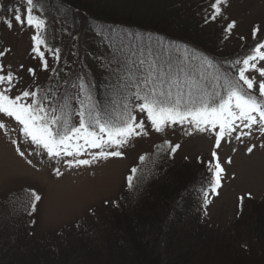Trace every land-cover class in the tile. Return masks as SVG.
Masks as SVG:
<instances>
[{
	"label": "trees",
	"instance_id": "1",
	"mask_svg": "<svg viewBox=\"0 0 264 264\" xmlns=\"http://www.w3.org/2000/svg\"><path fill=\"white\" fill-rule=\"evenodd\" d=\"M14 2L16 0L11 1L7 7L11 8ZM46 2L52 9H59L64 13L71 23V30L67 33L68 42L60 52L61 59L58 63L55 61L59 75L53 78L52 72L44 89H40L38 93V98L44 100L43 107L49 110L52 118H57L61 127L66 125L71 128L76 124H66V117L52 113L53 101L62 104V113L68 118L75 116L74 109L81 108V100L84 101L86 117L87 110L92 109L93 104H99L100 108L95 109V112L99 113L101 123L113 131L122 126L123 119L132 107L129 99L127 107L121 102V98L131 96L130 90L113 87L116 81L110 80L109 72L107 78L98 74L99 70L101 72L106 69L103 66L106 63L96 59L100 56L98 48H105L107 51L111 48L115 50L114 53L121 49V59L127 60L129 64L132 60L137 64L141 59L145 61V74L150 66L157 74L167 71L166 79L169 84L175 78L185 94L190 88L194 92L200 88V94L205 96L213 94L217 85L223 84V69L218 62L226 57L232 59L243 56L250 48L245 47L234 55L228 50L227 40L223 45L220 44V33L215 29V24H203L202 11L207 7L205 0H126L117 6L114 4L115 0ZM52 37L49 36L47 27V43L51 42L49 45L56 47ZM87 42L92 59L87 58L84 51ZM36 56L40 59L38 54ZM185 57L196 66V70L189 71L187 75L179 72L177 66V60ZM44 58L53 59L47 51ZM205 58H215L216 67H208ZM40 62L42 63L41 59ZM67 68L70 69L68 72L65 71ZM85 72L86 83L91 81L94 85L89 74H97L99 79H106L108 85H104L102 93L99 91V84L90 87L93 97L91 101L86 98L87 94L78 93V89L73 87V84L80 82L77 75L83 76ZM99 79L98 82L101 81ZM172 87L175 94L177 86ZM218 90L223 94L222 88ZM73 103L77 107L72 106ZM85 123L84 132L88 136L95 132L97 135L91 137L97 138L103 134L108 137L107 129L101 134L94 122L86 119ZM168 150L159 149L143 157L142 163L134 168L135 172H130L131 185L127 180L129 199L118 203V211L111 217L110 226L116 243L107 239L108 244L112 243L113 247L109 249V257H97L95 249L88 254V260L92 261V258L97 257L95 263L100 260L99 264H264V197L256 199L251 195L250 199L246 198L243 201V211L240 212L238 206L233 222L226 229L210 225L206 220L207 205L201 195V185L208 191L212 190L207 184L212 172L208 171L207 164L203 165L198 161L194 164L180 162L177 166ZM164 152L167 165L160 166ZM146 174H149L148 183L143 185L144 190L137 192L135 184L144 179ZM138 176L141 179H136ZM247 196L248 194L245 195ZM21 207L16 204L13 207L7 206V210L12 208V220L9 223L18 224ZM171 218L177 220L178 225L183 221L187 225L183 227L179 243H176L179 244L178 249L172 248L175 240L167 230L168 227L175 226L172 225ZM100 223L97 222L96 225ZM6 224L0 225V231L5 232ZM82 224L80 221L77 225L80 227ZM33 225L34 220L31 218L30 223L23 224L20 228ZM91 225L88 226L89 235L93 231L90 229ZM2 239L4 237H0V248ZM10 240L12 242L16 238ZM8 247L10 249L3 254L1 264H37L39 260L40 264L49 263L48 257L35 260V255L40 257L43 253L41 249H34L35 252L31 254L33 260L22 263L18 258L24 259L30 255L19 253L20 247L14 243ZM74 259L82 261L83 257Z\"/></svg>",
	"mask_w": 264,
	"mask_h": 264
},
{
	"label": "rangeland",
	"instance_id": "2",
	"mask_svg": "<svg viewBox=\"0 0 264 264\" xmlns=\"http://www.w3.org/2000/svg\"><path fill=\"white\" fill-rule=\"evenodd\" d=\"M11 1L13 0H0V3L7 7ZM125 1L115 0L114 4L117 6ZM35 14L47 21L48 34L50 37L53 36L52 42L62 50L68 42L67 33L71 30L68 17L59 9H52L46 0H40ZM232 20L236 21L237 28L227 39V44L228 50L235 55L254 44L252 39L254 28L261 29L257 39L264 35V0H228L225 19L219 24L214 23L216 26L214 27L220 33L221 27ZM35 34V30L27 26L15 25L9 30L0 23V51L6 53L2 63L6 71L10 65L12 71L20 78L21 83L18 88L44 89L43 86L52 74L51 69L56 64L53 59H48L49 70L45 71L41 67L40 59L33 51L32 37ZM85 46L86 57L92 59L89 42ZM98 51L102 63H106L107 57L111 58L115 52L111 48H108V51L105 48H98ZM20 65H23V69H20ZM29 68L35 69V76L28 72ZM68 70L70 69H65L67 72ZM98 74L104 78L109 77L106 69L101 72L99 70ZM89 76L92 77L94 85H100L101 93L104 85L108 86L106 79L105 81L99 79L97 74H89ZM98 79L101 81L98 82ZM15 93L16 89H13V94ZM121 102L123 106L130 103L126 96L121 98ZM51 106L52 113H59L62 118L66 117L64 120L66 124L79 126L80 107L77 108L75 116L68 118L62 113L61 103L53 101ZM72 106L77 107L75 103ZM44 108L45 112L38 113V116L51 120V113L46 107ZM137 118L140 119L141 116ZM0 123L7 126V131L0 130V204L6 206H0V225L7 223L4 227L6 233L0 231V237H4L1 241L0 264L3 262V254L10 249L8 245L11 243L20 247L19 253L30 255L24 257L25 261L23 258H18L22 263L33 260L34 257L35 260L48 257L47 264H99L100 260L95 263L97 257L101 259L109 257V249H113L111 244L116 243L110 226L111 217L115 211H118V203L127 202L129 199L127 194L129 174L142 163L143 157L159 149L167 151L168 145L165 141L171 142L173 146L180 145V148L171 155L172 159L176 160L177 166L180 162L194 164L198 161L203 165L208 164L213 160L212 153L217 152L225 171L222 173L220 186L216 187L215 191H208L206 204L208 224L222 230L226 229L236 216L241 196L250 193L256 199L264 197V147H261L264 144V136L259 133H255L251 138H244L243 142L233 139L230 143H226L222 139L221 147L216 149L214 145L218 138V124L214 130L211 125L206 126L202 123L198 126L195 122L188 124L185 121L183 126L169 124L163 133L150 130L147 136L133 137L120 148L109 146L108 137L103 134L105 142L103 148H93L86 141L96 138L88 136L84 132L85 129H81L79 134H75L66 142V148L64 145L60 147L62 158H50L45 149L31 144V138L24 136L22 125H18L3 114H0ZM205 127V131L199 130ZM232 135L235 136V133ZM13 141L17 143L14 144ZM17 144L22 151L27 149L25 157L19 156L16 151ZM252 144L256 147L251 154H248L247 147ZM102 150L120 151L122 155L93 159V156L98 157ZM65 151L81 154L68 156L64 154ZM229 158L232 160L231 164L227 163ZM74 159H89L91 165L69 167L68 162ZM28 160L32 163L28 164ZM164 165H167L166 153L165 156L163 154L160 166ZM57 168L60 170V175L56 174ZM148 176L149 174L144 179L139 176L136 178L141 179L135 184L137 192L144 190L143 185L148 183ZM33 190L41 197L39 201L33 200L35 211H32L29 205V196ZM15 204L22 206L21 216L17 221L18 224H11L9 221L12 220L10 218L12 208L7 210V206L13 207ZM31 218L34 220L33 226L20 228L23 224L30 223ZM171 220L172 225L175 226L168 227L167 230L175 240V244L173 243L175 246L172 248L178 249L179 244L176 243H179L183 227L187 225L186 221L178 225L177 220L173 218ZM80 221L83 224L78 227ZM97 222L101 223L96 225ZM90 224H92L90 227L93 230L92 235L88 233ZM13 238L16 240L11 242L10 239ZM107 239L112 242L110 245ZM34 249H41L43 253L40 257L31 255L35 252ZM95 249L97 257L92 258V261L88 260V254ZM75 257H83V262L74 259ZM37 264H40V260Z\"/></svg>",
	"mask_w": 264,
	"mask_h": 264
},
{
	"label": "snow or ice",
	"instance_id": "3",
	"mask_svg": "<svg viewBox=\"0 0 264 264\" xmlns=\"http://www.w3.org/2000/svg\"><path fill=\"white\" fill-rule=\"evenodd\" d=\"M39 3L40 0H18V2L13 3L11 8L0 3V23H3L9 30H12L15 25L27 26L35 30L36 34L32 37L33 51L40 57L41 67L48 71V63L44 58L45 51L58 63L61 59V50L47 43V21L35 14ZM205 3L207 7L202 11L204 25L219 24L225 19V8L228 6V0H211L210 3L205 0ZM236 28L237 24L234 20L221 27V45L233 34ZM260 32L259 27L252 30L254 44L243 56L232 59L226 57L218 62L220 68L223 69V84L217 85V90L207 96L200 94V88H197L195 92L190 88L185 94L179 88L175 78H172L171 84H169L166 79L168 77L167 71L157 74L150 66L149 71L145 74L143 68L145 61L143 59L138 64L135 60L129 64L127 60L121 59L122 50L117 49L116 53L103 66L110 73V79L116 81L113 87L118 86L121 89L131 91V96L128 99L132 107L123 119L122 126L115 131L101 123L99 113L95 112V109L100 108L99 104H93L92 109L87 110L88 116L86 117L83 100L80 101L81 109L78 110V127L69 128L66 125L61 127L55 117L46 120L43 116H38V113L45 112L43 100L38 98L40 89L18 88L21 80L12 71L10 65L7 71L5 70L2 58L6 53L0 51V114L13 119L18 125H22L24 136L31 138V144L45 149L50 158H62L61 145L67 147L66 142L86 127V119L94 122L101 134L105 133L107 129V143L114 148L122 147L133 137L147 136L150 130L163 133L169 124L183 126L185 121L188 124L195 122L198 126L202 123L206 126L211 125L214 130L218 124V138L214 145L216 149L221 147L222 139L226 143H230L233 139L243 142L244 138H251L255 133L264 136V35L257 39V34ZM96 59L101 58L97 57ZM205 62L208 67H216L215 58L211 60L205 58ZM177 66L178 71L184 72L186 75L189 71L196 70V66L187 57L182 60L178 59ZM20 69H23V65H20ZM51 71L53 78L59 75L58 68L54 67ZM28 72L35 76V69L29 68ZM230 73H234V75H230ZM86 76V72L83 76L77 75L76 78L80 82L73 84V87L78 89V93L87 94L86 98L91 101L93 97L90 94V87H94V85L91 81L85 82ZM166 84L169 86L166 87ZM172 85L177 86L175 94ZM219 88L223 89V94L218 90ZM13 89H16L15 94H13ZM73 113L75 115L77 110L74 109ZM138 116L141 118L138 119ZM237 121H239L238 124ZM0 130L7 131L6 124L0 123ZM199 130L205 131L206 127ZM233 133L235 136L232 135ZM90 135L96 136L97 134L92 132ZM13 143L16 144L17 142L13 141ZM86 143H89L93 148H103L105 142L101 135L96 139L86 141ZM165 144L168 145L169 155L180 148L179 144L173 146L169 141H165ZM255 147V144L248 146L247 153L251 154ZM261 147H264V144ZM26 150L22 151L17 144L16 151L20 157H25ZM64 154L75 156L81 153L74 154L71 151H65ZM121 155L120 151L102 150L99 156H93V159H107L108 156L119 157ZM212 157L213 160L207 164L208 171L212 172V177L208 178L207 184L212 191H215L216 187L221 184V176L225 170L221 166L217 152L214 151ZM27 163L31 164L32 161L28 160ZM213 163L215 165L214 171ZM227 163H232L231 158L227 160ZM90 165L89 159H74V161L68 162L69 167ZM55 171L57 175L61 174L58 168ZM133 171L135 172V169ZM131 183L130 179L129 184L131 185ZM201 195L204 197L206 205L208 203V190L204 188L203 184L201 185ZM246 198L250 199L251 194L239 198L240 212L243 211V201ZM40 199V195H37L33 190L29 196V205L32 211H35L36 207L33 200L39 201ZM243 246L247 247V245Z\"/></svg>",
	"mask_w": 264,
	"mask_h": 264
}]
</instances>
